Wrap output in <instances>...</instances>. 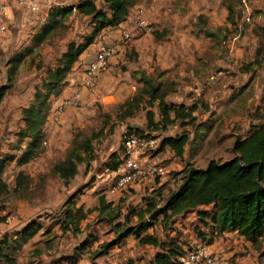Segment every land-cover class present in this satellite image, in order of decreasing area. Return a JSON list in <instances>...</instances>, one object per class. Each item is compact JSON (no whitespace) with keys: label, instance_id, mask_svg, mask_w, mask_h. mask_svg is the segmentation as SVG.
Instances as JSON below:
<instances>
[{"label":"rangeland","instance_id":"1","mask_svg":"<svg viewBox=\"0 0 264 264\" xmlns=\"http://www.w3.org/2000/svg\"><path fill=\"white\" fill-rule=\"evenodd\" d=\"M225 1L229 2L140 0L128 19L127 27L133 34L123 45L119 66L110 68L109 64L98 74L95 88L88 90L96 93L99 78L105 73L109 76L103 78L101 91L108 92L113 84L111 89L116 88L121 99L133 96L142 88L144 77L155 83L164 80V85L176 80L179 87L169 101L191 105L199 100L211 105L213 115L210 118L209 114L203 115L198 110L191 121H179L167 131H155L150 126L148 111L151 110L158 121L157 106H144L134 117L121 121L117 117L121 103H113V98L103 99L102 94L98 98L93 95L94 100L88 104L82 101L70 108L63 122L48 127L43 151L29 164L19 166L16 160L8 162L4 179L10 191L0 199V241L17 234L33 220L43 224V229L18 250L16 264H154L160 249L141 244L133 235L110 247L105 255H96V252L102 244L116 239V224L126 222L124 216L131 208L137 212L131 217L132 225L152 222L146 212L149 198L163 202L179 188L182 172L188 165L205 168L211 160L225 162L233 158L236 138L247 136L264 121V0H243V18L235 27L226 22ZM75 2L53 0L52 5L67 6ZM97 2L101 4L102 0ZM138 14L147 20L149 32L137 29ZM202 14L207 23L199 20ZM22 15L23 24H15L13 29L10 27L0 35V86L7 83L10 60L20 54L26 56L0 108V160L22 154L25 144L21 145L17 137L22 108L31 103L36 88L55 79L52 69L69 43L82 42L94 28L88 18L76 13L66 30L58 32L50 42L35 47L33 37L44 23L28 12ZM225 26L230 30L226 31ZM203 30L217 31L218 39H209L203 35ZM154 32H158L159 40ZM101 43L109 44L104 40ZM260 45L263 46L262 65L246 73L244 70L256 58ZM97 49L96 45L87 57L94 56ZM95 59L82 61L76 74L68 76L66 87L76 88L83 84L81 73ZM10 111L13 129L6 134L2 128L6 113ZM198 126L210 128L205 135H200L196 133ZM132 127H139L145 136L158 140V147L148 149L142 157L147 155L150 160H156L162 172L148 175L122 189L118 188L115 171H111L108 164L115 153L124 157V139L133 134ZM184 132L192 136L183 158L177 157L169 147L162 148L164 137ZM75 139H93L94 150L90 159L80 163L77 175L66 183L53 171V166L66 158ZM19 171L25 172L28 181L26 186L15 189ZM101 197L120 207L121 215L113 224L95 210ZM71 200L89 212L79 233L62 229L64 211ZM145 234L155 235L163 242L173 239L184 253L206 248L217 257L213 264H264V235L259 243L253 244L235 232L213 234L195 212L174 218L168 227L161 225L159 217ZM199 264L211 263L202 261Z\"/></svg>","mask_w":264,"mask_h":264},{"label":"trees","instance_id":"2","mask_svg":"<svg viewBox=\"0 0 264 264\" xmlns=\"http://www.w3.org/2000/svg\"><path fill=\"white\" fill-rule=\"evenodd\" d=\"M140 0H81L75 5L56 6L49 12V17L33 37L35 47L50 42L55 35L68 28V23L74 14L82 15L93 24V32L82 42H70L67 50L52 69L55 79L47 80L42 87L35 90L34 98L30 105L22 109L24 126L17 132L21 145L25 144L22 154L0 160V199L9 193L10 188L4 179V172L9 161L16 160L19 166L29 164L41 154L46 143V123L52 110L51 97L60 96L68 84V76L73 72L80 57L92 46L96 39L107 28L118 27L128 21L132 8ZM243 0L225 1L228 15L226 22L232 26H238L243 18L241 10ZM206 22L205 17L199 16V20ZM225 30L230 28L225 26ZM203 35L212 40L218 39L215 30H203ZM154 37L160 39L158 32ZM166 39H168L166 37ZM165 39V40H166ZM164 40V39H163ZM25 55L20 54L9 62L7 83L0 86V105L7 92L14 86L19 67L25 60ZM263 46L260 45L254 61L246 66V73L252 72L254 67L262 65ZM164 81V80H163ZM162 80L154 82L144 77L143 83L133 96L120 104L117 117L124 121L132 118L144 106L158 108V121L155 114L148 111L150 126L155 131H167L177 122H187L194 119L196 111L201 107L208 109V104L200 102L192 105L170 102L169 97L176 91L178 83L170 80L164 85ZM210 125V124H209ZM200 126V125H199ZM197 134L205 135L210 126L199 127ZM130 135L145 136L142 129L132 127ZM148 136V135H147ZM192 134L184 132L175 137L166 136L162 140V148L169 147L176 156L183 158L186 147ZM94 139V138H93ZM93 139L79 141L74 140L66 158L53 166V171L68 183L78 173L80 163L90 159L93 154ZM127 140V136L124 141ZM26 142V143H25ZM234 157L225 162L211 160L207 167L196 168L188 165L182 172L183 177L179 188L172 191L163 202L149 198L146 212L152 217V222H139L132 225L131 217L137 214L134 208L124 217V224H116L117 237L114 241L102 244L96 255H105L110 247L120 244L126 237L133 235L143 245L159 248L155 255L154 264H180V257L184 255L178 243L171 239L163 242L155 235L145 234L146 231L161 217L162 226H171L176 217L195 212L201 222L209 227L213 234H226L235 232L245 240L257 244L264 235V121L256 125L245 137H237L232 148ZM124 157L113 154L108 168L117 171L124 163ZM28 177L24 171H19L15 179V189L27 185ZM159 193L158 195H161ZM64 211L62 229L64 232L79 233L82 222L88 217L89 212L77 207L71 200ZM96 211L99 216L113 224L120 214V207L108 202L105 197L100 198V204ZM92 211V210H91ZM90 211V212H91ZM115 225V224H114ZM43 224L36 220L29 222L17 234L6 236L0 241V264H16V255L24 245L33 239L41 230ZM129 264H135L130 262Z\"/></svg>","mask_w":264,"mask_h":264},{"label":"built area","instance_id":"3","mask_svg":"<svg viewBox=\"0 0 264 264\" xmlns=\"http://www.w3.org/2000/svg\"><path fill=\"white\" fill-rule=\"evenodd\" d=\"M9 0H0V34H5L8 31V24L3 19V15L7 9ZM81 0H76L73 4H77ZM98 1V0H97ZM11 2L22 6L27 12L34 15H39L42 22H46L49 17L50 10L54 7L53 0H11ZM137 29L150 31L147 20L141 14L137 15ZM133 34L131 29L122 30V39L113 44L100 43L96 59L92 61L84 70L83 87L85 89L95 88L98 81V74L108 68L110 61L119 54L122 50L126 40ZM82 102L80 95L74 94L65 98L58 104L51 113V120L58 123L64 117L67 109L75 108ZM126 156L123 165L115 171L118 188H125L136 182L145 179L148 175H153L157 172H162L161 168L157 166L156 160L151 159L150 156L142 155L148 152V149L157 148L159 142L155 138L148 136L131 135L125 141ZM217 257L214 256L206 248L195 251H188L184 253L179 259L180 264H199L202 261L208 263H215Z\"/></svg>","mask_w":264,"mask_h":264},{"label":"crops","instance_id":"4","mask_svg":"<svg viewBox=\"0 0 264 264\" xmlns=\"http://www.w3.org/2000/svg\"><path fill=\"white\" fill-rule=\"evenodd\" d=\"M227 8V7H226ZM27 12L22 6H19V5H17V4H15V3H13V2H11V0H9L8 1V6H7V9H6V11H5V13H4V15H3V19L5 20V22L8 24V30H9V28L11 27V29H13L14 28V25L15 24H23L25 21H24V17H23V15L22 14H24V12ZM29 13V12H28ZM30 14V13H29ZM30 15H34V14H30ZM227 15H228V10H226V19H227ZM34 16H36L37 17V19L40 21V22H42V20H41V18H40V16L39 15H34ZM129 25V20L128 21H126L125 23H123V24H121L120 26H118V27H114V28H107L106 30H104L103 32H102V34L96 39V41H95V43L92 45V46H90L89 47V49L80 57V59H79V61L77 62V64L75 65V68H74V70H73V72H72V74L73 75H75L76 74V72H77V70H78V67L82 64V61H88V62H90L91 60H93V59H95L96 58V53H97V50H96V52H95V54H94V56H92L91 58H88L87 57V55H88V53H89V51L93 48V47H95L96 45H97V48L99 47V44L104 40V41H107V43H109V44H113V43H116V42H119L121 39H122V36H121V31L123 30V29H125V28H128V29H130L129 27H127ZM1 35V34H0ZM123 50L124 49H122L120 52H119V54H117V56L116 57H114L112 60H111V62L109 63V64H111V67L110 68H112V66H115V67H117V66H119V63H120V59H118V57H120L121 55H122V52H123ZM86 69V68H85ZM83 76H84V73H81ZM108 74H103V78L104 77H107L108 78ZM102 78V77H101ZM103 78L102 79H100L99 78V81H100V84H99V86L98 87H96V89L94 90V91H96L97 90V92L95 93V92H93V93H90L89 91H88V89H85L84 87H83V85H82V83H81V85L79 86V87H72L71 85L69 86V87H66L64 90H63V92H62V94L60 95V96H52L51 97V103L53 104L52 105V108L54 109L58 104H60L61 103V101H63L65 98H67V97H70V96H72V95H74V94H79L80 95V97H81V100L83 101V103H89V101H91V100H94L95 98H93V95L95 96V95H97V98H98V95L99 94H102L103 95V99H105V98H113L114 99V102L113 103H122V102H124L126 99H127V97H125V98H123V99H121L122 97L119 95V93L116 91V88H115V90H112L111 88H112V86H113V84H111V86H110V88H109V91L108 92H103V91H101L102 90V86H103V84H102V81H103ZM113 81H117V79H113ZM176 81V80H175ZM120 81H118V83H119ZM178 87H179V85H178ZM177 87V88H178ZM177 90V89H176ZM8 93V92H7ZM174 94V93H173ZM7 95V94H6ZM171 97V96H170ZM169 97V98H170ZM5 98H6V96H5ZM5 98H4V100H3V102H2V104L0 105V108L3 106V104L5 103ZM96 98V99H97ZM171 102H174V101H171ZM197 102H200V103H202V104H204L203 102H201V101H197ZM197 102H195V103H197ZM175 103H177V102H175ZM178 104H181V103H178ZM183 104H186V103H183ZM30 105V103L28 104V105H26V106H24L23 108H25V107H27V106H29ZM187 105H189V104H187ZM192 105V104H191ZM22 108V109H23ZM68 110H70V109H67L66 110V112L68 111ZM199 112L201 113H203V115H208L209 114V118L213 115L212 113V107H211V105L209 106V108L208 109H199ZM12 112L10 111V112H7L6 113V116H5V119H4V125H3V128H2V132L3 133H6V134H8V133H12V129H13V127H12V123H13V120H12ZM63 119V118H62ZM62 121V120H61ZM63 122V121H62ZM56 125V123H52L51 122V113H50V115H49V117H48V122L46 123V127H45V129H46V131H48V127H50V126H52V125ZM20 126L21 127H23L24 126V121L23 120H21V124H20ZM205 127V126H204ZM205 131L206 129L205 128H201V131Z\"/></svg>","mask_w":264,"mask_h":264}]
</instances>
